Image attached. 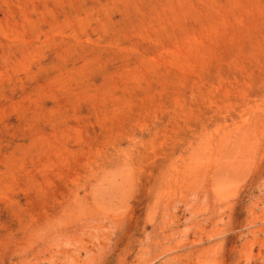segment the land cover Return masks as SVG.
Wrapping results in <instances>:
<instances>
[{
    "label": "rangeland",
    "instance_id": "374dc122",
    "mask_svg": "<svg viewBox=\"0 0 264 264\" xmlns=\"http://www.w3.org/2000/svg\"><path fill=\"white\" fill-rule=\"evenodd\" d=\"M0 264H264V0H0Z\"/></svg>",
    "mask_w": 264,
    "mask_h": 264
}]
</instances>
